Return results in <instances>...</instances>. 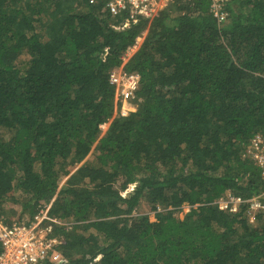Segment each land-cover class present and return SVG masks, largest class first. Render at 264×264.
Returning a JSON list of instances; mask_svg holds the SVG:
<instances>
[{"label": "trees", "instance_id": "1", "mask_svg": "<svg viewBox=\"0 0 264 264\" xmlns=\"http://www.w3.org/2000/svg\"><path fill=\"white\" fill-rule=\"evenodd\" d=\"M227 10L218 26L208 0H175L119 31L106 3L0 0V221L52 204L74 223L63 264H264V216L212 205L264 193L244 158L264 136V0ZM119 68L140 77L128 117Z\"/></svg>", "mask_w": 264, "mask_h": 264}, {"label": "built area", "instance_id": "2", "mask_svg": "<svg viewBox=\"0 0 264 264\" xmlns=\"http://www.w3.org/2000/svg\"><path fill=\"white\" fill-rule=\"evenodd\" d=\"M92 3H106L110 13L115 17L125 16L121 26L114 27L122 31L140 20L152 21L161 11L175 0H90ZM231 0H208L210 14L222 26L229 18L227 10ZM112 84L116 87L117 101L120 103L119 113L128 117L136 111L129 106L135 99L139 88L140 77L127 74L122 69L112 72ZM244 158L250 159L260 169L264 180V136L254 137L247 145ZM133 192L134 186L131 187ZM126 196V194H124ZM220 212L230 215H242L250 225H256L264 216V193L252 198L228 193L212 204ZM52 204H43L30 219H22L13 223L0 221V264H63L66 262L60 248L64 239L60 228L69 231L74 223L64 222L50 214Z\"/></svg>", "mask_w": 264, "mask_h": 264}, {"label": "rangeland", "instance_id": "3", "mask_svg": "<svg viewBox=\"0 0 264 264\" xmlns=\"http://www.w3.org/2000/svg\"><path fill=\"white\" fill-rule=\"evenodd\" d=\"M142 42H143V38L138 39L136 46L133 49H131L130 52L126 55L125 60L130 58L131 55L138 50V48L142 44ZM121 69L122 68L115 69L113 72H118ZM129 106H135V109L137 110V106H136L135 103L131 102V104H129ZM64 183H65V179L62 181L61 187H64ZM131 190H132V188H129L128 192L125 193L126 196L128 195V193L131 192ZM167 210H169V209L160 208L157 212L148 213V214L142 212L141 210H138V211H136L133 214V217L134 218H139V217H143L145 215H148L149 220L151 222H156L157 221V215L160 214V213H163V212H165ZM189 212H190L189 206L184 205L178 211L177 217L182 220V219L185 218L186 214H188ZM26 218H29V216L28 215H22V208H21V206L19 204H10L8 206V210H7L6 216L1 221L6 222V223H13V222H16L18 220H22V219H26ZM73 228H74V224H73L72 228L69 231H71Z\"/></svg>", "mask_w": 264, "mask_h": 264}]
</instances>
